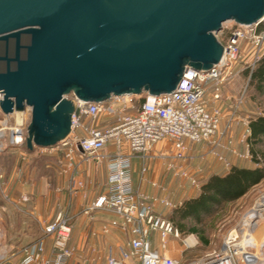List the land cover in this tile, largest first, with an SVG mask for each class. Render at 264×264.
I'll return each instance as SVG.
<instances>
[{
  "label": "water",
  "instance_id": "water-1",
  "mask_svg": "<svg viewBox=\"0 0 264 264\" xmlns=\"http://www.w3.org/2000/svg\"><path fill=\"white\" fill-rule=\"evenodd\" d=\"M263 16L264 0H0V108L30 107L26 148L52 146L71 129L68 95L176 90L187 67L220 61L225 22Z\"/></svg>",
  "mask_w": 264,
  "mask_h": 264
},
{
  "label": "built area",
  "instance_id": "built-area-1",
  "mask_svg": "<svg viewBox=\"0 0 264 264\" xmlns=\"http://www.w3.org/2000/svg\"><path fill=\"white\" fill-rule=\"evenodd\" d=\"M262 22L264 16L260 21L251 24L237 23L227 41L222 43L220 61L208 69L187 67L176 90L159 94L144 93V100L136 107L133 106V98L139 95L134 94L112 95L103 101H86L68 95L74 105L69 134L52 146L36 148L41 153L61 152L58 158L59 173L68 174L70 191H76L83 186L82 180L75 174L76 143H79L86 154L92 153L91 157L96 161L105 163V190L82 213L91 216L96 210L110 211L116 219L110 224H102L98 232L106 234L114 226L126 231L129 236L119 256L109 252L105 264H261L257 263L253 253L247 249L240 256L235 245L239 238H231V230L218 249H212L188 261L181 262L153 249L151 232H158L162 247H165L169 235H179L171 220L156 210V203L166 208L176 205L167 196L153 197L134 188L131 155L140 156V170L143 174L147 170L146 152L162 140L169 141L172 154L160 151L155 156L166 160V168L173 176L195 186L198 185L197 179L180 163L189 157L187 141L207 143V151L198 157L212 155L220 160L225 170L229 169L230 162L222 149H228L231 146L229 144L233 145L230 151L236 156L250 157L248 149L241 153L234 147L233 138L227 134L231 122L227 121L221 129L224 112L219 101L222 99V87L232 75L231 64L237 57L239 44L249 41L254 52L264 47V29L260 27ZM18 113L20 121L17 120ZM100 117L104 118L102 126L97 125ZM112 117L114 120L109 122L108 119ZM29 120L28 106L9 113H4L0 108V152L6 145L23 149ZM250 135V126L245 123L239 141L247 145ZM110 143L114 145V151L108 152L106 147ZM123 147H127L129 153L122 152ZM19 154L23 162L18 166V171L22 173L27 165V154L24 149ZM71 230L70 216L58 212L53 220L42 225L41 236L23 247L20 264H66L75 254L74 248L69 244ZM47 239H50L49 253L45 249ZM85 262L82 259L81 264Z\"/></svg>",
  "mask_w": 264,
  "mask_h": 264
},
{
  "label": "rangeland",
  "instance_id": "rangeland-1",
  "mask_svg": "<svg viewBox=\"0 0 264 264\" xmlns=\"http://www.w3.org/2000/svg\"><path fill=\"white\" fill-rule=\"evenodd\" d=\"M234 21H227L223 24L222 29L218 32L217 37L222 42L227 41V37L234 27ZM264 29V26H262ZM253 46L249 41H243L239 44V52L237 57L232 61L231 77L224 83L222 87V108L224 112V119L221 122V129L226 125L227 121L231 122V127L227 131L234 140V147L237 151L243 153L248 149L250 157L240 158L233 154L230 150L233 148L229 144V148L222 149V153L231 161L240 162L242 164L255 165L257 163L252 160V153L250 152V141L247 140V145L239 141L240 133L245 123H248L259 115H264V93H259L252 85L249 84V76L246 70L254 66L256 60L264 54V47L257 52H254ZM257 54V56H256ZM256 57H259L258 59ZM144 93L139 96H134L133 106L143 98ZM226 107L227 109L225 110ZM237 107V108H236ZM234 109L236 111L234 112ZM133 110V109H132ZM114 118H109L112 122ZM104 123V122H103ZM250 137V136H249ZM225 138V137H224ZM188 143V156L183 164L193 176L197 179L198 185H191L188 181L173 177L172 174L165 169L164 163L160 160L150 159L149 169L145 174L151 175L153 172L158 181L161 177H167L171 180V184L164 183L166 190L160 189V194L166 193L167 198L175 203V207L166 208L163 206L162 215L170 218L173 210L178 207V201H184L185 197H190V192L193 197L197 195V191L201 183L208 176L209 170L219 171L221 169L220 160L212 155H205V157H198L201 153L207 151V143ZM110 145V146H109ZM108 152L114 151V145L109 144ZM254 149L264 152V139L255 144ZM110 150V151H109ZM20 151L13 146L6 145L0 152V264H20L22 256V249L29 242L38 239L42 234V228L38 219H53L58 212H63L70 216L71 234L69 244L74 248V253L82 252L88 248H96L100 250L101 264H105L106 256L111 251L117 256L120 250L126 246L129 238L126 231L112 226L110 231L106 234L98 232L102 224H110L113 219H106L102 213L113 214L106 210H96L91 216L82 213V210L101 192L104 190V176L106 173L103 163L100 165H93L91 167H83L77 165L76 176L81 179L83 186L78 187L76 191H70L69 177L62 174H44L47 170L58 168V155L52 156L48 152H38L37 148L27 155V165L30 168L31 177L27 181L24 174L22 180L15 178V175H10L14 168L22 165L20 159ZM164 151L167 154H172L171 142L162 140L152 146L149 152ZM122 152H128L126 147L122 148ZM75 156L79 159L80 152L75 150ZM48 155V156H47ZM258 157L263 162V157L258 153ZM192 157V158H191ZM260 162V163H261ZM155 163L157 165L155 166ZM231 166V164H230ZM213 168V169H212ZM105 173V175H104ZM32 178L33 180H31ZM31 183L34 186L31 190ZM180 183L181 186H178ZM193 191V192H192ZM89 196V197H88ZM264 196V179L258 184L251 187L247 193L234 202L225 204L216 214L207 218L202 225H195L192 220L185 223L189 227L194 225L203 227V237L206 242L202 241L200 236L194 232L182 233L178 230L177 237L169 235L165 247H162L159 240L158 232L153 231L151 236V247L157 249L160 253L174 257L179 261H188L200 257L203 253L212 249H218L227 233L235 229L238 233L237 242L235 243L236 250L242 256L244 250L251 251L252 256L257 262L264 261V210L262 209L261 216L258 217L257 222L260 233L255 239V244L252 240L244 244H240L241 240L248 235L249 227L242 221L244 218L255 209V206L260 203ZM36 203L34 209L30 207L31 202ZM114 215V214H113ZM171 220V218H170ZM172 222V220H171ZM173 224V223H172ZM246 225V226H245ZM174 226V224H173ZM175 227V226H174ZM95 231V235H92ZM230 231V232H231ZM82 233V238L79 235ZM94 240V245H88L89 239ZM85 245L81 248L78 246L79 241H83ZM50 243V239L45 240V245ZM100 242V244H97ZM193 245L189 246L188 244ZM100 245V246H98ZM85 248V249H84ZM92 248V249H93ZM75 255V254H74ZM68 262V261H67Z\"/></svg>",
  "mask_w": 264,
  "mask_h": 264
},
{
  "label": "trees",
  "instance_id": "trees-1",
  "mask_svg": "<svg viewBox=\"0 0 264 264\" xmlns=\"http://www.w3.org/2000/svg\"><path fill=\"white\" fill-rule=\"evenodd\" d=\"M262 26H264V22L261 23L260 27ZM245 72L249 76V84L259 93H264V54L255 61L251 69ZM249 126L251 130V135L248 138L250 141L249 150L252 153L253 162L257 164L240 165L235 163L225 173L211 174L207 177L201 183L196 196L185 199L173 210L170 218L174 226L182 233L194 232L200 236L202 241L206 242L202 234L203 227L199 228L194 225L188 227L185 222L192 220L195 225H202L207 218L213 217L225 204L236 201L251 187L264 179V152L254 149L255 144L264 139V115L252 119ZM35 148L28 150L25 143L23 144V149L27 152H33ZM258 153L262 155L263 162L258 157Z\"/></svg>",
  "mask_w": 264,
  "mask_h": 264
},
{
  "label": "crops",
  "instance_id": "crops-1",
  "mask_svg": "<svg viewBox=\"0 0 264 264\" xmlns=\"http://www.w3.org/2000/svg\"><path fill=\"white\" fill-rule=\"evenodd\" d=\"M208 98H210V94H208ZM219 103L222 106V101L221 100L219 101ZM224 108H225V110L227 109L226 107H224ZM103 122H104V118L103 117H100L99 121L97 122V125L98 126H102L103 125ZM107 147H106V150H107ZM18 150H21V149H18ZM27 153H29V152H27ZM48 153H50L52 156L58 155V158L61 155V152H58V151H52V152H48ZM126 153H129V151L126 152ZM158 153L155 152V151L154 152H149V153H148V151L146 152L145 164L147 166V170L149 169L148 165L150 166V159H154L156 161L157 160H160V159H158L155 156ZM227 159H228V157H227ZM228 160H229V162H230L231 165L232 164H235V163H239L240 165H242V161H240V162L231 161L232 158H229ZM76 162H77V165L79 164V166H83L85 168L86 167H91V166H93L95 164L96 165H100V163L101 164L103 163L104 170H105V163L104 162H98L94 158H92V157H90V156H88L86 154H82L81 152L79 154V159L76 158ZM160 162L161 163H164L163 165H165V169L167 170V168H166V160H160ZM141 163L142 162H141L140 156H138L137 154L131 155L132 183H133L134 188L137 189L138 191H141V192L149 195V196H153V197H166L167 194L166 193L160 194V191L159 190L160 189L166 190V188H164V183H167L168 182L167 185H170L171 184V181H172V178H171V180L170 179L168 180L167 177L164 176V177H161V181H158V179L156 178V175L157 174L155 175L154 172L151 175H148V174H145V173L142 174L141 173V170H140L141 169ZM156 165H157V163H155V166ZM220 165H221V163H220ZM226 171H228V170H225L223 168V166L221 165V169L219 171H216L214 169L211 170V171L209 170V173H208V176L207 177H209L211 174H216V173L223 174ZM75 172L77 173V168H76ZM54 173H56V175H58V174L60 175L59 168H57L56 171L53 169V171L52 170H47V171L44 172V174H47V175L48 174H54ZM105 173H106V170H105ZM105 173H104V175H105ZM20 174H22V175L24 174L25 179L27 181L28 177L29 176L31 177V172H30L29 166L26 165L25 168H24V170L22 171V173L19 172L18 171V167H16V168H14V170H12V173L10 175H15V178H17L19 180L24 179V178H22V176L20 177ZM62 175L68 177V174H62ZM207 177L205 178V180L207 179ZM30 179L33 180L32 178H30ZM105 179L106 178L104 176V190H105ZM152 183H155V185H153ZM30 186H31V190H32V187L34 186V183H31ZM178 186H181L180 183L178 184ZM189 192H190V197H193V193H191V191H189ZM197 192H199V190ZM190 197L189 196L188 197H185V199H188ZM177 203L181 205L182 201H178ZM35 205H36V203L34 201H32L31 204H30V207L32 209H34ZM155 208H156V210L159 213H162L163 206L161 204L156 203ZM102 214L105 216L106 219H116L115 215H113V214H107V213H102ZM51 220H53V219H51ZM51 220H48V219H38V221L40 223V226H41L40 228H42V225L44 223H46L48 221H51ZM93 232L94 231H92L91 233H93ZM78 237H79V239H81L83 237L82 236V233H80V235ZM93 242H94V240H92V238H90L87 244L88 245H91V246L93 245L95 247V245H94ZM97 244H100V242H98ZM49 245H50L49 242L45 245L46 253H49ZM84 245H85L84 240L82 242L81 241L78 242V246L79 247L82 248ZM98 246H100V245H98ZM92 248L91 247L88 248V249H85L84 248L85 250H83L82 252L75 253V255L71 259H69L66 264H81L82 259H85V261H86L84 264H101V261H100V258H101L100 250L99 249H96V248H94V250H93ZM153 249H155V248H153ZM111 253L114 255V252L113 251H111ZM117 256H119V255H117Z\"/></svg>",
  "mask_w": 264,
  "mask_h": 264
},
{
  "label": "bare ground",
  "instance_id": "bare-ground-1",
  "mask_svg": "<svg viewBox=\"0 0 264 264\" xmlns=\"http://www.w3.org/2000/svg\"><path fill=\"white\" fill-rule=\"evenodd\" d=\"M17 120L20 121V113H18ZM262 209L264 210V196L261 198L260 203L255 206V209L252 210V212L250 214L248 213V215L242 221L243 223L248 225L249 232H248V235L240 241L241 242L240 244H244L250 240H252L253 244H255V239L258 236V234L260 233V230H259L260 226L258 225L257 219L259 216H261L260 211H262ZM262 229L264 230V228H262ZM230 237L231 238L238 237V233L235 229H233L230 232ZM257 263L262 264V263H264V261L263 262H257Z\"/></svg>",
  "mask_w": 264,
  "mask_h": 264
}]
</instances>
